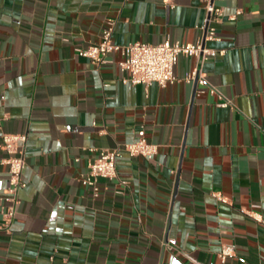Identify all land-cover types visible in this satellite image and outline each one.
<instances>
[{
	"label": "crops",
	"instance_id": "0c3cea01",
	"mask_svg": "<svg viewBox=\"0 0 264 264\" xmlns=\"http://www.w3.org/2000/svg\"><path fill=\"white\" fill-rule=\"evenodd\" d=\"M216 5L218 41L204 42L215 55L180 56L161 88L123 83L117 53L96 65L75 50L110 19L115 45L195 43L202 0H0V141L26 137L0 264H264V0ZM194 70L218 94L183 80ZM141 130L157 153L121 150L94 197L88 160ZM5 157L0 147V199Z\"/></svg>",
	"mask_w": 264,
	"mask_h": 264
},
{
	"label": "built area",
	"instance_id": "2783aa9c",
	"mask_svg": "<svg viewBox=\"0 0 264 264\" xmlns=\"http://www.w3.org/2000/svg\"><path fill=\"white\" fill-rule=\"evenodd\" d=\"M219 0H202L205 12V23L199 30L202 38L195 43H171L164 41L160 44L150 45L145 43H131L120 46L111 41L114 21L108 20L106 28L102 29L100 41L97 44L89 45L83 49H76L78 56L88 59L93 64H103L107 56L117 53L120 56L118 68L125 74L123 83L131 85H142L148 87L152 84L164 88L168 84H173L177 79L173 75V68L178 58L193 57L200 62L206 61L215 55V51L205 47V41H218L214 23H219L223 18V11L216 5ZM222 54V53H220ZM187 83H195L200 87L199 92L206 90L209 94H218L216 89L206 84L204 78L198 75L197 71L187 73L183 79ZM218 107L231 108L230 101L217 103ZM137 139L125 143L121 149L99 150L88 160L87 173L82 177L81 182L90 188L92 195H98V180L112 181L117 179L116 160L120 151L127 153L129 157H143L151 159L157 153V146L148 143L144 137V131L137 133ZM25 135L3 134L1 136L0 147L6 154L3 164L7 168L8 185L4 195L0 199V229L9 233L14 220L16 207L19 204L18 192L25 187L22 179L24 169V146ZM121 184H125L122 182ZM212 198L218 202H225L219 194H211ZM255 220L257 215L253 212L247 213ZM232 255V251L227 246H222L217 254L221 263Z\"/></svg>",
	"mask_w": 264,
	"mask_h": 264
}]
</instances>
